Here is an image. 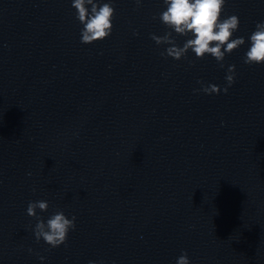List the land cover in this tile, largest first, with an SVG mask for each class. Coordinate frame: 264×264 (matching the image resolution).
<instances>
[{
  "label": "clouds",
  "instance_id": "clouds-1",
  "mask_svg": "<svg viewBox=\"0 0 264 264\" xmlns=\"http://www.w3.org/2000/svg\"><path fill=\"white\" fill-rule=\"evenodd\" d=\"M113 0H72V8L81 28V43L92 44L106 39L111 35L115 8ZM139 6L142 0H135ZM226 0H163L165 9L159 13L158 19L165 26L166 31L162 36L152 34L151 39L159 45H169L161 53L165 58L174 60L185 58L189 50L197 59L211 55L221 68L226 54L245 44L243 37L233 39V33L239 28L240 20L235 14L221 18L224 13ZM157 19V17H153ZM188 37L182 46H178L173 35ZM138 34V33H135ZM250 46L245 53L244 63L248 65L264 64V21L257 22L255 30L251 33ZM235 65H229L225 80L227 86L223 92L235 82ZM201 85L195 92L204 94H218L221 88L215 84ZM35 191V189H33ZM49 208L48 201H29L26 209L28 216L36 219L33 233L37 242L41 239L51 248L65 244L70 230H74L76 217L69 219L62 210L53 212L45 222L37 215V209L46 212ZM31 252V249H29ZM41 260L44 257H40ZM89 264H95L89 261ZM176 264H190L187 252L177 258Z\"/></svg>",
  "mask_w": 264,
  "mask_h": 264
}]
</instances>
